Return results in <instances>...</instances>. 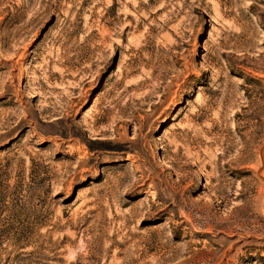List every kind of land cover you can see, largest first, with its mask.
I'll list each match as a JSON object with an SVG mask.
<instances>
[{"label":"rangeland","instance_id":"rangeland-1","mask_svg":"<svg viewBox=\"0 0 264 264\" xmlns=\"http://www.w3.org/2000/svg\"><path fill=\"white\" fill-rule=\"evenodd\" d=\"M0 193L33 264H264V0H0Z\"/></svg>","mask_w":264,"mask_h":264},{"label":"trees","instance_id":"trees-1","mask_svg":"<svg viewBox=\"0 0 264 264\" xmlns=\"http://www.w3.org/2000/svg\"><path fill=\"white\" fill-rule=\"evenodd\" d=\"M0 201H3L2 195H0ZM42 224L44 223H40V225ZM37 237H41V235L37 236L36 231L32 229L14 232L0 230V264H33V261L29 258L31 253L21 259L19 257L22 254V249L36 244Z\"/></svg>","mask_w":264,"mask_h":264}]
</instances>
